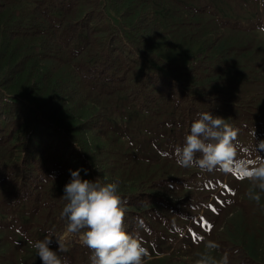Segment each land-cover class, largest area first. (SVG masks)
<instances>
[{"label": "rangeland", "instance_id": "obj_1", "mask_svg": "<svg viewBox=\"0 0 264 264\" xmlns=\"http://www.w3.org/2000/svg\"><path fill=\"white\" fill-rule=\"evenodd\" d=\"M152 2L150 17L165 33L160 55L197 71L202 84L222 97L216 116L238 129L237 160L264 157V150H253L264 140V0ZM30 10L29 0L12 7L11 25L27 24ZM2 40L0 36V46ZM7 49L8 54L11 46ZM5 58H0V69ZM148 58L143 54L137 67L152 66ZM80 81V97L63 116L84 137L82 150L88 158L83 179L98 176L117 183L128 196L145 193L154 210L150 227L135 230L147 250L142 264H196L202 255L217 264L225 255L228 264H264V190L253 187L239 170L178 165L175 148L183 145L190 129L182 118L172 124V107L162 96L146 104L121 88H87ZM29 84L23 75L11 93L21 95ZM32 96L38 103L44 99L39 91ZM95 118L98 126L92 129ZM66 230V218L47 222L31 201L16 202L0 192L1 264H42L32 242L48 233L64 238L68 251L58 255L67 264H91V255L81 250L80 234L65 237ZM50 248L58 249L55 238Z\"/></svg>", "mask_w": 264, "mask_h": 264}, {"label": "trees", "instance_id": "obj_2", "mask_svg": "<svg viewBox=\"0 0 264 264\" xmlns=\"http://www.w3.org/2000/svg\"><path fill=\"white\" fill-rule=\"evenodd\" d=\"M21 1L0 0V36L6 39L0 46V58L6 57L0 69V192L16 202L31 201L45 221L61 218L70 170L79 169L82 179L87 170L81 128L63 116L80 97V78L87 88H121L146 104L162 96L172 107V124L182 118L189 129L199 113L218 114L222 97L202 84L199 73L160 55L165 33L150 17L152 0H29V22L11 25L8 12ZM143 54L152 66L141 70ZM23 75L29 88L15 96L11 91ZM34 91L43 93V101L35 100ZM90 123L98 126L96 118ZM96 179L111 183L91 180ZM118 194L126 230L136 235V229L150 227L148 195ZM81 250L92 255L85 245Z\"/></svg>", "mask_w": 264, "mask_h": 264}, {"label": "clouds", "instance_id": "obj_3", "mask_svg": "<svg viewBox=\"0 0 264 264\" xmlns=\"http://www.w3.org/2000/svg\"><path fill=\"white\" fill-rule=\"evenodd\" d=\"M237 133L238 129L225 119L213 116L209 111L199 113L191 123L190 134L186 135L183 146L175 148L176 163L207 170L217 167L225 172L239 170L252 181L253 187L264 190V157L257 154L253 161L237 160L240 147ZM250 135L255 139L254 127ZM258 149L264 150V140L253 146L257 153ZM84 171L87 173L86 169ZM70 176L62 195L66 201L61 211V218L67 220L65 237L80 234L81 243L92 250L91 264H142L147 250L139 236L130 234L124 226L125 208L118 194V184L82 179L79 169L70 170ZM50 178L54 180L55 177ZM253 199L259 201L260 197L254 195ZM53 238L58 244L55 251L50 248ZM63 239L48 233L44 239L32 242L42 264H67V260L58 255L68 251ZM209 247L217 245L210 243ZM196 264H217V261L202 255ZM219 264H228L227 255Z\"/></svg>", "mask_w": 264, "mask_h": 264}, {"label": "snow or ice", "instance_id": "obj_4", "mask_svg": "<svg viewBox=\"0 0 264 264\" xmlns=\"http://www.w3.org/2000/svg\"><path fill=\"white\" fill-rule=\"evenodd\" d=\"M242 175H246L245 173H243Z\"/></svg>", "mask_w": 264, "mask_h": 264}]
</instances>
